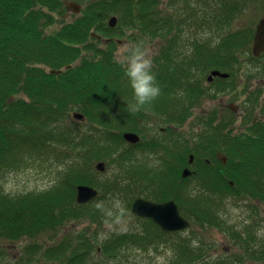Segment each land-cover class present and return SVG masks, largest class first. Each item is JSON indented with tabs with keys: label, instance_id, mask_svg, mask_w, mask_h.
Returning <instances> with one entry per match:
<instances>
[{
	"label": "trees",
	"instance_id": "trees-1",
	"mask_svg": "<svg viewBox=\"0 0 264 264\" xmlns=\"http://www.w3.org/2000/svg\"><path fill=\"white\" fill-rule=\"evenodd\" d=\"M106 1L109 0H99L92 4L90 1L89 5L94 8L95 13L104 7ZM149 1L152 2L151 9H154L146 12ZM128 2L132 5L131 0H110V10H117L121 3L125 11ZM228 2L227 6L222 5L227 12H219L214 16L216 26L223 23L221 15L232 18L231 14L237 9L233 0ZM155 4L156 0H140L141 9L136 17H133L129 8L133 19L136 18L142 25L146 22L144 26L149 28L151 35L158 32L160 34L166 25L174 26L173 21L165 22L158 16ZM36 5L39 7H35ZM45 6L51 11H60L63 3L62 0H0V178L7 171L19 168L26 155L41 158L47 155L48 158L53 157L54 161L65 165L55 185L48 190L14 197L5 194L0 188V239L7 238L11 242L38 238L42 233L53 231L76 219L83 218L90 226L101 223L108 217L112 218L115 214L110 210L111 202L107 197L103 199L98 196L86 204L76 202L78 184L99 188L102 186L99 182L87 179L81 162L86 169V161L92 155H97L102 160L107 159L106 156L113 161L121 158L120 153L114 156L118 152L114 148L125 141L122 136L124 132L119 134L115 129L119 128L117 125L128 126L127 129L141 133L143 127L139 128V123L149 120L150 113L157 114L165 123L168 122L166 124L175 122V114L178 122H184L189 107L196 104L198 96L204 95L201 89L204 85L203 76L211 70L217 69L229 74L226 78L214 81L217 82L216 90L235 91L239 86L236 66L237 54H240L237 53L238 47H244L243 52H246L248 60L256 59L252 56L249 44L253 36L251 40L250 36L246 37L241 32H235L236 36L223 39L216 48L211 42H199L191 54H184L182 57L179 54L181 44L178 43L181 37L177 35L166 41L153 59V72L161 89L160 96L151 105H146L133 114L128 110V105L134 102L132 89L124 75V69L113 59L114 43L101 50L91 43L95 37L89 35L88 40L87 37H81L89 27L88 22L82 19L69 22L54 35H44L42 26L53 22V16L42 11ZM90 6L86 14L88 17L93 15ZM147 16L148 20L143 21ZM43 18L46 19L45 23H42ZM81 43L83 46L79 45ZM137 44H140L139 40ZM219 49L222 50L220 53ZM84 50H90L93 54L86 55ZM78 58L80 60L73 66L72 63ZM68 65L70 67H66L60 74L46 72L41 67L57 70ZM17 93H23L28 100L14 98ZM185 93H189V98L193 97L189 105L179 99ZM159 101L166 103L164 105ZM74 107L82 109L86 116L85 121L92 123L90 129L85 130L82 122L70 118L69 111ZM232 117L233 115L228 119H220L217 112L212 111L199 120L202 131H197L192 139L187 138L184 145L178 140L166 142L168 150L178 143L182 144L187 154L191 151L186 143L196 147L193 151L196 161L191 166L195 172L193 171L189 181L194 179L198 191L191 193L192 198L184 193V199L180 202L177 195L182 194L179 192L181 188L173 189L170 186L168 189L164 182L157 183L158 185L155 182L145 183L146 178L152 180L146 174L147 171L144 168L142 171L133 170L134 167L131 166L128 174L126 173L125 183L108 181L112 199L116 198L115 193H122L129 206L136 196L144 195L145 188H150V197L155 201H177L181 213L192 220L191 224L204 230L205 227L225 228L237 242L242 243L240 240L244 238L238 237L235 231L223 225L225 221L221 218L220 211L215 208L218 205L222 207L228 197L247 196L245 187V191L251 192L247 193L251 197L256 196L254 191L257 186L264 192V172L262 178H256L253 162L257 160L255 140L249 138L243 141L238 133L232 134L233 138H230V130L224 132L229 122L230 126L234 123ZM165 129L170 130L167 125ZM167 136L172 137L171 133ZM145 137L143 134L137 146H145ZM261 139L262 150L257 158L263 159L264 163V134ZM211 145L214 150L220 148L227 153V163L221 164L216 158H212L210 163L202 159L203 153ZM179 159L185 161L186 157ZM259 162L256 161L257 164ZM219 167L220 172H217ZM162 176L167 182H185L178 171L166 172ZM159 179H162L161 176ZM139 220L142 224L141 233L126 231L99 242L96 235L89 234L88 227L84 231L63 235L44 251L41 249L42 244L34 242L24 248L20 258L27 263L44 257L53 264H86L95 247H100L101 253L107 259L117 260L122 247L130 243L145 250L149 245L168 243L173 252L170 264H194L202 259L203 245H194L195 241L200 240L193 235L190 227V231L186 229L188 236H183L181 233L186 230L167 233L151 219ZM174 237L181 239L175 243L172 240ZM206 246L211 248L210 244ZM244 249L246 250L245 247ZM250 250L252 252L248 255L253 257L251 259L264 260V246L256 252L252 248ZM239 260H224L216 264H237Z\"/></svg>",
	"mask_w": 264,
	"mask_h": 264
},
{
	"label": "rangeland",
	"instance_id": "rangeland-1",
	"mask_svg": "<svg viewBox=\"0 0 264 264\" xmlns=\"http://www.w3.org/2000/svg\"><path fill=\"white\" fill-rule=\"evenodd\" d=\"M63 1H74L76 4L81 6L76 12H73V10L68 8L66 3H64V6L60 8V11H51L48 7H43L42 11L44 13H48L53 16V22L49 25H43L42 33L48 36L54 35L69 22L71 23L77 19L86 20L89 27L81 34V37H84L85 39L87 37V40L89 35H91L92 38L95 37L96 39L91 40V43L101 50L104 49L106 45L108 46V44L114 43L113 59L117 62V64H119V66H121L120 61L123 58L125 47L137 44L138 40L144 49L149 53L152 60L155 56H157L162 45L177 35L181 37V39H178V43L181 44L179 49L181 57L184 54H191L195 49V45L199 42H211V45L216 48L218 44L223 41V39L233 35L236 36L235 32L244 33L246 37L250 36L252 40V36H254L255 29L259 23L258 21L264 16V0H233L237 9L233 14H231L232 18H228L226 15H221L220 19L223 20V23L221 22V25L216 26L213 20L214 16H216L219 12H227L226 8H223L222 5L227 6L229 0H156L155 6L158 16L163 18L165 22L169 20L170 22L173 21L175 28L173 26L172 31H168L167 33L161 32L159 34L158 32L151 35L148 30L149 28L144 26L146 22L142 25V23H140L136 18L133 19V17L138 15L141 9H139L140 0H131L132 5L128 2L125 11H123L122 5H120L121 3H119L117 10H110L109 0L104 2V7L95 13L94 8H91L89 4L90 1L92 4L93 2L99 0H62V3ZM151 5L152 2L149 1L146 12H150L154 9V7L151 9ZM89 6L93 14L91 17L86 15L89 11ZM35 7L39 6L36 5ZM129 8L131 13H133V17H131V14L129 13ZM113 15L117 17L116 23L114 26H110L109 21ZM127 16H129L131 20ZM223 16L224 18H222ZM147 20L148 16L143 21ZM45 21L46 19L43 18L42 23H45ZM211 24L213 26H211ZM249 44L252 45V42L250 41ZM79 45L83 46V43ZM243 49V46H240L237 49V53H240L239 55L237 54L238 63L236 65L237 72H239L237 75V82H240V87L238 86L233 94L230 92H220L219 90H216L217 82L214 81H218L219 79L216 77L214 81L208 83L206 80L208 75L207 73V75L203 76L204 85L201 88L203 89L204 95L200 97L198 96L196 104L189 107L184 122H178V118L176 119L175 114V117H173L175 122L166 124L168 122L165 123V121L161 120L157 114L150 113L149 120L139 123V128L143 127L141 132L142 136L144 134L146 139L158 138L155 141V145L151 143L147 146L150 154L145 153V146H142V144L138 146H131L129 143L124 141L123 143H118V146L114 148L116 151L118 150V152L114 153L116 154L114 156H117L118 153H120L121 156V158L117 161H113V159L109 158V156H106L107 159L102 160V158H99L97 155H92L93 157H88L89 160L86 161L88 164L86 169H84L85 166L81 162L84 175L87 179L99 182L102 185L100 188L93 185L91 186L98 189V196L103 197V199L106 197L109 198L111 202L110 210L115 214L112 215V218L108 217L107 219H103L101 223H93L90 226H88V221L85 219H76L65 223L62 227H57L53 231H46L47 233H42L40 237L34 239L25 238L22 241H20V239L11 242L7 238H1L0 264H53L52 261L45 260L44 257H40L41 259H36L29 263L25 261L23 262L20 255L21 252L23 254V250L26 246L32 245L34 242L42 244L41 249L44 251L47 246L53 245L54 242H57V240L63 235H71L72 233H77L80 230L84 231L88 229V227L89 234L91 236L96 235L99 242H102L105 238L110 237L113 234H121L126 231L141 233L142 224L139 217L135 216L131 212V204L127 206L124 194L119 192L115 193L116 198L112 199L108 188V181L110 180L125 183L124 180L127 179V172L130 171L129 167L131 166L134 167L133 170L141 169L142 171L144 168V170L147 171L146 174L153 181L146 178L144 180L145 183L155 182V184L158 185L157 183L164 182L166 184V188L168 189L170 186L173 189L181 188L179 192H182V194L177 195V198H180V202L184 199L182 196L184 193H186L185 196L192 198V194L198 191V189L195 188L194 179L189 181V179L192 178V175L189 176V178H183L185 182L177 180L167 182L162 176V174L166 172L177 171L181 175V172L185 167H188L192 171V168H190L191 165L187 163L188 157L186 149L184 146H181L183 149L179 151L178 154L176 153L177 156L174 159L169 158L170 160H167V164L165 163V165H163L160 161L161 154L159 153V143H161V148H164L161 153L168 150L166 143L168 141L178 140L184 145L187 138L192 139L197 131L199 133L202 131L203 128L199 120H201L203 114L206 112L210 113L212 111H216L220 116V119L225 117L228 119L229 116H232L230 115L232 110H235L233 112L234 116L232 117L234 119V123L230 126L229 122L224 129V132L230 130V135H228V137L233 138L232 134L237 133V125H240L243 122V119L241 122L240 116H242L245 112V108L243 106L246 98L242 94L243 83L245 87L246 82H248L246 81L245 74L248 76L251 72L262 73L260 75L261 78L257 76L256 81H260L264 84V71H261L264 68V57H260L254 61L248 60L246 52H243ZM84 51L86 55L93 54L90 50ZM221 51L222 50L219 49V53ZM79 60L80 59L78 58L72 63V65L74 66V64H77ZM41 67L45 68L47 70L46 72L50 73L49 68L44 66ZM66 67L67 66H62L61 69L66 70ZM189 77L191 76L189 75ZM187 95L189 96V93H187ZM15 97L28 100V97L23 93H17L14 95V98ZM263 97L264 96H261V104L264 103ZM179 99L189 105L193 97ZM159 102L164 105L166 103V101ZM75 112H79L84 115L81 108L74 107L69 111L71 119H73L72 113ZM259 115H261V112L253 110V114L250 117ZM84 117L86 118V116ZM82 123L85 130L90 129L92 126L90 121L86 122L84 120ZM166 125L170 128V130L166 129V132H163L160 128H166ZM117 126L119 128L115 129H117L119 134L131 131L130 129H127L128 126ZM168 133H171L172 137L169 138L167 136ZM164 138L165 142H163ZM146 139L143 141H146ZM187 146L188 148H191V145L188 143H186V147ZM208 149L210 151H214L212 145L209 146ZM44 156V158H41L36 155H26L25 158H23V164L19 168L7 171L0 178L1 191L15 197L18 195L36 194L41 191L48 190L55 185L61 172L64 170L65 165L57 163L54 161L53 157L48 158L47 155ZM182 156L186 157L185 161H181L179 159V157ZM99 162H103V170L96 169V164ZM159 176H161L162 179H159ZM188 181L189 184H187ZM191 182L192 185H190ZM170 194L172 196V193ZM150 195L151 189L145 188L144 195L136 197H141L153 202H160L151 199ZM103 199L100 198L99 200L104 202ZM254 201V197L231 196L224 201L222 207H219L218 205L215 209L218 212L220 211L221 218L225 221V224L223 225L235 231L236 235L240 238H248L245 229L251 227L246 225L253 224L254 228L251 229L254 239L251 243H249V245L256 246V242L259 240L260 246L262 240L264 241V204H256ZM96 205L97 204H94V206ZM252 206L253 208L251 209L250 207ZM219 208L220 210H218ZM182 216L184 217V215ZM185 218L188 219L187 217ZM188 220L190 223H193L192 220ZM205 228L206 229L204 230L202 227L195 224H191L189 228L193 231V235L197 236L200 240L195 241L194 245L198 247L203 245L202 259L194 264H216L217 262L234 260L236 258L240 259V262L237 264H264V260L258 261L251 259L253 257H249L247 253H244V247L241 243L237 242V240L225 228ZM189 229L188 231H190ZM188 234L187 230L181 233L183 236H188ZM174 238H172V240H175V243L181 239V237ZM99 242H96V244H99ZM167 244L168 243H159L157 246L149 245L145 250L130 243L122 247L121 255L117 260L107 259L105 255L101 253L100 247H95V249L91 251L92 254L88 257L86 264H170L171 258L173 259V252L171 250V246L169 247ZM208 244L211 245L210 249L206 246ZM255 249L256 248H254V250ZM256 250H260V248H257ZM247 258L251 260H246ZM25 259H27L26 256Z\"/></svg>",
	"mask_w": 264,
	"mask_h": 264
},
{
	"label": "flooded vegetation",
	"instance_id": "flooded-vegetation-1",
	"mask_svg": "<svg viewBox=\"0 0 264 264\" xmlns=\"http://www.w3.org/2000/svg\"><path fill=\"white\" fill-rule=\"evenodd\" d=\"M174 28H175V26H174ZM169 29H171V30H169ZM168 31H172V27L170 25H166L162 29V32H164V33H167ZM261 71H264V68ZM249 74H251V76H246V74H245L246 81H248V82H246L245 87H244V83L242 86V89H243L242 94L246 98V100L244 101V106H243L245 108V112L242 116H240L241 122H242V119H243V122L240 125H237L236 130H237V133L240 134L241 137L243 138V141L249 140V138L255 140V142L257 144V149H256V159L257 160L256 161H260V162L258 164L256 163V161H253V162L255 165L256 178L257 177L262 178L263 172H264V163H263V159H258L257 156H258V153L261 152V150H262L261 136L264 134V103L261 104V96H264V86H262V85H264V84L260 81H256L257 76H259V78H261L260 75L262 73L252 72ZM228 76H229V74H228ZM215 78H213L212 81H214ZM217 79H220V78L217 77ZM208 83H210V81ZM239 87H240V85H239ZM220 92H222V91H220ZM224 92H230L233 94L235 91H224ZM188 97L189 96L187 95V93H185L183 98H188ZM263 100H264V97H263ZM253 110L261 112V115L250 117L253 114ZM234 111L235 110H232L230 115H233ZM206 114H209V112H206L203 115H206ZM160 129L163 132H166L165 128H160ZM230 129H231V127H230ZM139 135H141V133H139ZM157 139L156 138L146 139V143H145V153L146 154H150L149 150L147 149V146H149L151 143L153 145H155V141ZM163 142H165V138H164ZM138 143L139 142L129 143V145L136 146ZM181 146H183V145L178 143V145L172 146L168 151L166 150L163 153H161L162 149H164V148H161V143H159V147H160L159 153L161 154L160 155L161 163L163 165H165V163L168 162L167 160H170L169 158L174 159L177 156L176 153L178 154L179 151H181L183 149V148H181ZM195 148L196 147H194V145H191V148H190L191 153L187 154V156H188L187 161L188 162H195L196 161L195 160L196 154L193 152L195 150ZM177 149H179V151ZM212 158H216V159H218L219 163L225 164V163H227L228 155L226 152L222 151L220 148H218L217 150H214V151L207 150L206 152L203 153L202 159L205 160L207 163L212 162ZM192 164H191V166H192ZM250 164H251V162H250ZM193 171H194V169H193ZM217 172H220V167L217 169ZM229 182L231 184H233V182H231V181H229ZM246 188L247 187H245L244 192L247 196H244V197H251L247 194V193H251V192L245 191ZM254 192L256 194V196L254 197V199H255L254 203L264 204V192H261L260 186H257L256 190ZM250 208L252 209L253 206ZM254 211H255V206H254ZM246 226H250L252 229L254 228L253 224H249ZM251 228L245 229V232L247 233L248 238H246L244 240H240V241H242L241 245L246 248V250L244 249V251H245L244 253H247V254H249V252H252V250H250L251 248L254 250V248L257 249L260 247L262 248L264 246L263 240H262L260 246H259V244H260L259 240H257L256 246H250L249 245V243H251V241L254 239V236L252 235V229ZM248 247H249V250H248ZM256 249L254 250L255 252L257 251ZM246 260H251V259H246Z\"/></svg>",
	"mask_w": 264,
	"mask_h": 264
},
{
	"label": "water",
	"instance_id": "water-1",
	"mask_svg": "<svg viewBox=\"0 0 264 264\" xmlns=\"http://www.w3.org/2000/svg\"><path fill=\"white\" fill-rule=\"evenodd\" d=\"M66 6L73 10V12L78 11L80 8V5L75 2H66ZM115 23L116 17H111L109 25L114 26ZM252 51L255 56L264 52V17L257 24ZM61 71L62 70L60 69L50 70V73L60 74ZM214 76L226 77L227 74L220 73L219 71H212L208 76V81H211ZM72 117L79 121L84 119V115L79 112L73 113ZM123 138L130 143H136L140 137L136 133L125 132ZM103 168V162L96 164V169L103 170ZM189 173V170L185 169L182 175L187 176ZM97 196L98 190L93 186L86 184H79L76 186L75 198L79 204L87 203L95 199ZM131 211L139 217L152 219L164 231L182 230L190 225V222L180 214L178 207L173 200L153 202L139 197L133 201Z\"/></svg>",
	"mask_w": 264,
	"mask_h": 264
},
{
	"label": "clouds",
	"instance_id": "clouds-1",
	"mask_svg": "<svg viewBox=\"0 0 264 264\" xmlns=\"http://www.w3.org/2000/svg\"><path fill=\"white\" fill-rule=\"evenodd\" d=\"M120 63L134 98L128 110L134 114L151 105L160 96L161 89L153 72V60L141 44L126 46Z\"/></svg>",
	"mask_w": 264,
	"mask_h": 264
}]
</instances>
